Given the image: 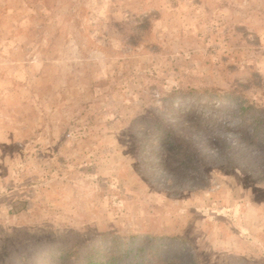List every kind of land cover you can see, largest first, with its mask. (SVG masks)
<instances>
[{"label": "rangeland", "instance_id": "obj_1", "mask_svg": "<svg viewBox=\"0 0 264 264\" xmlns=\"http://www.w3.org/2000/svg\"><path fill=\"white\" fill-rule=\"evenodd\" d=\"M241 84L264 109V0H0V264L110 234L119 264L140 234L163 261L264 264L261 165L213 148L176 190L141 161V127Z\"/></svg>", "mask_w": 264, "mask_h": 264}, {"label": "trees", "instance_id": "obj_2", "mask_svg": "<svg viewBox=\"0 0 264 264\" xmlns=\"http://www.w3.org/2000/svg\"><path fill=\"white\" fill-rule=\"evenodd\" d=\"M246 87L249 85L228 90L206 88L198 96L205 103L182 110L174 124L158 121L141 127L139 140L144 145L141 161L147 166L155 163L158 167L153 174L164 171L165 180L174 184L172 189L176 190L198 178V164L210 160L208 152L213 148L225 162L261 165L258 177L264 178V109L247 96ZM185 135H195L197 139L188 140L183 138ZM166 152L169 160L163 159ZM204 186L197 183L191 188L200 190ZM157 237L153 234L130 236V239L142 238L133 249L132 264H179L175 259L161 260ZM129 251L125 238L110 234L85 243L23 253L15 257V264H119Z\"/></svg>", "mask_w": 264, "mask_h": 264}]
</instances>
